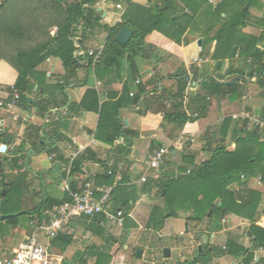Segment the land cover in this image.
<instances>
[{
	"label": "trees",
	"instance_id": "16d2710c",
	"mask_svg": "<svg viewBox=\"0 0 264 264\" xmlns=\"http://www.w3.org/2000/svg\"><path fill=\"white\" fill-rule=\"evenodd\" d=\"M98 1L0 0V61L5 60L18 72L15 84L13 86L0 84V92L9 93L6 102H10L14 95L19 93L17 103L27 109L30 106L37 107L39 114L46 119L45 125L51 126V131H46L45 125L33 123L27 124L26 127L37 129L36 136L32 140L38 147L37 154L43 152L54 154L51 161L54 168L52 172L58 174L60 181L65 176L70 159L57 148L56 144L68 127L73 112L77 113L80 110L98 112L96 136L114 145L124 135L137 134L135 131L124 129V121L121 118L123 108L140 106L145 110L143 119L156 118L161 122L169 119L177 121L182 127L188 121L194 122L206 116L210 105L208 97L212 94L225 92L229 94L231 100L239 99L244 94L242 78L246 74L250 77H258L259 84L264 86V30L259 36L242 31L249 21L251 6L258 4L259 0H222L216 5L210 0H155L148 6L137 4L133 0H114L126 10L121 22L106 27L108 32L106 42L101 48L100 59L95 61L100 49L86 48L85 44L94 31L102 27V12L97 8ZM125 25L134 30V35L126 45H123L117 41L116 36ZM201 25L206 27L205 31H202L206 35L217 28L215 35L208 37L207 41L216 40L213 58L218 61L221 69L224 60H230L237 55L238 58H251V64L248 72L239 70L237 78H233L230 83L220 81V78L216 77L196 82V89L191 94L190 108L193 112H199V117H190L183 109V97L190 73L181 70L175 74L177 85L174 91L167 92L169 90L163 87L159 90L162 77L157 80L152 78L146 82L139 80L140 69L137 58L149 56L150 50L154 49L148 41L153 33H160L163 37L181 45L185 41L183 38L186 32L199 30ZM55 27L57 30L51 35V30ZM52 56L61 60L66 71L64 77L71 79L76 77L78 70L83 67L88 71L92 68L97 77L106 80V84H112L126 73L122 93L119 96L117 93L110 94L109 99L100 101L98 90L89 88L78 104L72 102L65 92L68 86L66 80L49 84L46 81L47 74L37 69ZM230 67L228 71L222 73L223 76L230 75L229 73L232 72ZM113 74H116L115 77L112 76ZM192 77L195 80L194 74ZM58 91L64 92L62 99L57 97ZM151 92L156 93L157 98H162L164 101L170 100L172 110L158 115L146 111V106H142L143 101ZM35 94L43 97L34 98ZM229 133L233 140L232 146L227 144ZM210 138L212 141L209 146L212 152L210 158L202 163H196L193 158L185 157V161L191 164L189 172L187 166H182L178 175L162 172L159 179L150 177L143 183L142 191L149 193L153 188H157L156 193L163 200V204L159 203L152 207L146 227L160 232L169 216L179 217L182 212L188 213L186 216L188 223L197 224L206 219L220 220L229 213H235L250 219L249 235L256 246H263L264 220L259 217L263 194L259 190L248 189L245 184H241L242 175L247 179L261 176L264 182L262 132L257 127H248L246 121H234L230 116L224 119L219 130L212 133ZM1 140L7 143L14 138L9 137L0 127ZM213 142L216 143L215 147H212ZM23 146L22 143L18 145L17 153L13 156H4L0 175L4 174L5 179L15 173L21 174L24 178L29 171L26 164L27 155L18 153V151L23 152ZM87 159H92L88 151L78 155L73 161L74 172H79ZM4 162L9 164L10 171L6 172L3 167ZM116 174L117 165H112L97 176L96 186H112ZM127 180L125 177L113 187L111 202L114 212L118 209L123 210L124 227L130 228L137 227L129 217V213L138 199V191L126 185ZM71 182L72 190H78V180L72 178ZM235 183L241 185L242 192L235 193L231 190V186ZM20 187V183L14 180L3 186L7 190V195L1 200L0 214L4 217H1L0 221L6 219L10 223L20 217L19 211L7 205L11 193L18 191ZM218 199L221 201L220 204L216 203ZM71 200L69 192H65L62 199L45 195L43 203L35 208V212ZM84 218L89 222L88 228L94 229L95 234L105 238L106 242L113 239L105 233V228L102 226V223L106 222L104 215ZM73 241V233L69 231L67 234H60L53 243H57L65 250ZM136 250L137 248L134 251L135 255ZM242 251L247 250L236 241H229L224 252L239 254ZM85 254L90 257L96 256L95 264H107L112 258L107 245H91L84 254H80L78 264H88ZM202 256L206 260L209 259L207 251L199 255ZM252 259L253 253L249 251L246 262L250 263ZM198 260L179 261L173 264H196ZM260 263L264 264V257Z\"/></svg>",
	"mask_w": 264,
	"mask_h": 264
},
{
	"label": "crops",
	"instance_id": "0c3cea01",
	"mask_svg": "<svg viewBox=\"0 0 264 264\" xmlns=\"http://www.w3.org/2000/svg\"><path fill=\"white\" fill-rule=\"evenodd\" d=\"M68 1L71 2L73 0ZM133 1L137 4L148 6L151 1L155 0ZM210 1L216 5L222 0ZM116 5L114 0L98 1L97 8L102 12V27L94 31L90 40L85 44L86 48L100 49L105 45L106 33H108L106 27L114 26L120 22L126 10L125 7L120 9ZM200 27L199 30L195 29L193 32L187 31L183 38L185 41L181 45L163 37L160 33H153L148 41L153 45L154 49L150 50L149 56L137 58L140 69L139 80L146 82L152 78H156L157 80L162 77L161 85L158 87L159 90L163 87L169 90L167 92H171L174 91L177 85L175 74L181 70H187L188 73L194 74L196 82L216 77L220 78V81H226L227 83H230L233 78H237L239 70H245L244 73L250 70L251 58H238V55L230 60H224L223 69H221L218 66V61L213 58L217 42L215 39L207 41L208 37L215 35L217 28L206 35L202 32L205 31L206 27L204 25ZM262 30H264V0H259L258 4L251 6L249 21L242 31L249 35L259 36L263 32ZM228 67L231 68L232 72L229 73L230 75L223 76L222 73L225 70L228 71ZM37 69L47 74L46 81L49 84H57L66 80L68 86L65 88V92L69 99L77 104L82 100L89 88L98 90L100 101L109 99V95L113 93H117L119 96L126 81V73H124L121 75L122 77H118L112 84H106L104 78L97 77L92 68L88 71L86 67L79 69L76 77H72V79L64 77L66 71L62 66V62L54 56L47 58ZM115 75L113 74L112 76L115 77ZM17 78V70L5 60H1L0 84L13 86ZM242 79L244 94L239 99L231 100L229 94L227 95L225 92L218 95L212 94L208 97L210 105L206 116L194 122L188 121L182 127L179 126L177 121L169 119H164L162 122L156 118L145 120L142 118L145 110L140 106L123 108L121 110V118L124 121V129L135 131L137 134L124 135L114 145L108 144L104 139L96 136L99 122L98 112L92 110L73 112V115L69 119V125L64 130L63 136L58 140L56 146L64 155H68L75 148H81L82 152L88 151L92 159L85 160V166L95 175V185L98 175L102 174L112 165H117L116 178L111 187L118 185L122 179L127 177L126 185L137 189L138 199L134 202L129 217L142 229L143 225L147 224L152 207L159 203L160 205L162 204L157 200V188H153L149 193L144 192L142 191L143 183L140 182V177L146 168V161L156 149L160 147H167L169 149L166 159H164L165 164L163 165L162 172L178 175L181 173L180 167L187 166L188 170L191 168V164L185 161V157L193 158L196 163H202L210 158L212 153L209 147L211 144L210 135L219 130L225 118L230 117L232 113L238 112L243 108L263 114L264 86L259 84L258 77H250L246 74ZM58 92L57 97L62 99L64 92ZM155 94L153 92L148 94L142 106H146V111L157 115L169 113L172 110V102L157 98ZM8 97V92H0V100L4 99L6 102ZM33 97L41 99L43 96L35 94ZM10 102H6L4 106H0V127L3 128V131L9 137H13L14 140H8L7 143L5 140L0 141V148L2 144L7 145V149L4 152L0 151V161L3 160L4 156L11 157L14 153H17L16 149L18 145L21 143L24 145L23 152L18 151V153L19 155L22 153L27 155L26 164L29 171L23 181L24 187L27 188V193L22 198L19 214L26 216V222H21L20 217L10 222L12 228L10 233L2 237V239L0 238V256L10 255L14 249L29 238L32 231L33 219L36 214L40 213L35 212V208L39 205L36 200L41 195H43L44 199L46 195L45 190L39 183L43 180V175L40 173H51L54 169L47 152L36 153L38 147L32 140L36 136L37 129L35 127H26L30 123L45 125L46 119L39 114L35 106H30L27 109L18 103L7 105ZM44 127L46 131H51V126L45 125ZM182 135L186 140L178 142ZM262 137L264 138V135ZM72 138L76 140V144L72 143ZM227 144L229 146L233 145L231 133L228 135ZM215 145L216 143L213 142L212 147H215ZM5 164L4 162L3 167L6 172L10 171L8 163L6 167ZM257 177L242 179L241 184H245L248 189L262 192L259 217L264 220V182L262 181L259 184ZM1 179H3L2 175H0ZM8 182L10 183V180ZM59 186L61 191L60 197L56 194H48V196L62 199L65 192L61 186V181ZM240 186L235 183L231 186V190L235 191V193L242 192L243 188ZM1 197L4 196L1 195ZM216 201L217 204L221 203L219 199ZM187 215L188 213L182 212L179 217L169 216L166 219L164 228L160 232L145 228L149 232L138 234L135 233V227L125 230L123 227V229L118 228L114 232V237L108 234L110 231L107 232V226H111L110 223L103 222L102 226L105 228V233L113 237L110 242H106L105 238L95 234L94 229H89V222L84 217L79 216L74 218L70 225V231L74 236L73 243L64 250L60 245L51 241V253L78 264L77 260L81 257L80 254H84L91 245H107L109 253L112 255L107 264H111L116 259L127 257L129 260L127 264H162L161 262H157L156 258L153 259V255L150 254L152 249V232L156 231L162 236L169 237V241L171 242V246L167 247L171 251L169 257L172 256L173 251L177 253L178 257V260L175 262L167 263L165 261L163 264L193 261L194 259H199L196 264H240L241 262L245 264H261L260 260L264 257V245L256 246L255 241L249 235V227L251 225L249 218L229 213L220 220L211 221L206 219L197 224L194 222L188 223L186 220ZM1 217L4 216L0 214ZM3 220L7 221L6 219ZM185 223L186 228L184 226ZM215 226H218V228H215ZM123 230L128 232L126 233V239H123ZM88 234L99 237V240L95 241L94 239L88 245L81 246V248L79 247L80 245L77 246L78 243L81 244L83 242ZM229 241H236L245 247L247 251H242L239 254L224 252ZM121 245L122 249L118 250ZM200 246L201 250L199 249ZM136 248L143 250L142 257L137 256V250L136 255L134 254ZM206 251L209 253L208 260L203 256L199 257L202 252ZM249 251L253 253V259L250 263L246 262ZM85 255L88 264L89 262L95 264L96 256L90 257L87 254ZM132 255L136 257V262L130 263L132 262ZM164 257L168 258L166 255Z\"/></svg>",
	"mask_w": 264,
	"mask_h": 264
},
{
	"label": "built area",
	"instance_id": "2783aa9c",
	"mask_svg": "<svg viewBox=\"0 0 264 264\" xmlns=\"http://www.w3.org/2000/svg\"><path fill=\"white\" fill-rule=\"evenodd\" d=\"M116 6L120 9L124 8L121 4H117ZM121 21L122 18L120 19ZM56 30V27L53 28L51 35H54ZM101 48L95 57V61L100 59ZM190 75L183 97V109L188 116L199 117V112H193L190 108L191 94L196 89V81L193 79L191 73ZM19 97V93H16L7 105L17 104ZM5 104V100L1 99L0 106H4ZM230 116L234 121H246L248 127L259 128L264 135V116L262 114L243 108L238 112L232 113ZM184 140L186 139L182 135L178 142ZM72 143L76 144V140H73ZM168 152L169 149L167 147H160L149 156L146 161L145 171L140 177L141 183H145L150 177L159 179L162 176V168L165 164L164 159H166ZM81 153V148H75L68 155H65L70 159V163L66 169L65 176L61 178V186L64 192L71 194L72 200L60 205L46 207L39 214H36L32 222V231L27 241L14 249L10 255L0 256V264H67L64 257L51 253V241L56 239L60 234H67L70 231L72 220L79 216L92 218L95 215L102 214L105 216L106 222L119 229H123V210L118 209L114 212L112 209L113 187H97L94 183L95 175L88 170L85 163L79 172H74L75 166L73 165V161ZM53 157L54 154L49 155L51 161ZM72 178L78 180V190L76 191H73L71 187ZM242 179H246V177L242 175ZM257 181L259 184L262 182L261 176L257 177ZM240 264L244 263L241 262Z\"/></svg>",
	"mask_w": 264,
	"mask_h": 264
},
{
	"label": "rangeland",
	"instance_id": "374dc122",
	"mask_svg": "<svg viewBox=\"0 0 264 264\" xmlns=\"http://www.w3.org/2000/svg\"><path fill=\"white\" fill-rule=\"evenodd\" d=\"M263 136V133H262ZM5 167L7 166V162H5ZM9 166V164H8ZM10 167V166H9ZM41 175H43V180H41L39 183L41 185V187L45 190L46 195L48 194H56L58 197L61 196V191H60V179L58 177L57 173L51 172V173H41ZM6 181L8 180H14L17 183H20L21 187L19 188L18 191H15L13 193H11L10 199L8 201V206H13L14 210L20 211L21 210V206H22V198L24 197V195L27 193L26 189L24 187L23 181L24 178L21 176V174L19 173H15L13 174V176L9 175L7 176V179H5ZM3 181L0 180V204H1V200H3V198L1 197L2 195V191H3ZM21 190V191H20ZM158 196V195H157ZM43 195H41V197L39 199H37V204L43 203ZM157 200H159V202H161L163 204V200L160 196L157 197ZM20 221L26 222V216L24 215H20ZM111 226H107V232L109 235L114 237V232H116L118 230V227L113 226L112 224H110ZM185 228H186V223L184 224ZM113 228V229H112ZM135 233H146L148 230L145 229L147 228L146 225H143V228L140 229V226L135 227ZM11 225L10 223H8L7 221L1 220L0 221V238L2 239V237L7 236L10 231H11ZM125 229H129V228H125ZM140 229V230H139ZM123 230V239H126L127 231ZM112 231V232H111ZM149 232V231H148ZM125 233V234H124ZM137 235V234H136ZM95 239V241L99 240V237H94L91 234H88V236L85 237V239L83 240V242L81 244H77V246H79L81 248V246H85L88 245L90 242H92ZM151 242H152V249L150 251V254L153 255V259L156 258L157 262H161L162 264L166 261L167 263H172L178 260L177 257V253L175 251L172 252V256L171 257H164L165 253H164V249L167 248L168 246H171V242L169 241V237L167 236H162L160 235L159 232L153 231L152 232V237H151ZM122 249V245L120 246V248L118 250ZM133 253V252H132ZM67 255V254H66ZM132 257V262H136V257L134 255L131 256ZM127 262H129L128 257L127 258H119L114 260L111 264H127ZM89 264H92L91 262H89Z\"/></svg>",
	"mask_w": 264,
	"mask_h": 264
},
{
	"label": "water",
	"instance_id": "95a60500",
	"mask_svg": "<svg viewBox=\"0 0 264 264\" xmlns=\"http://www.w3.org/2000/svg\"><path fill=\"white\" fill-rule=\"evenodd\" d=\"M134 30L128 26V25H125L117 34L116 36V39L117 41H119L121 44L123 45H126L133 37L134 35ZM7 149V145L6 144H2L1 148H0V151L1 152H4L5 150ZM0 169H2V161H0ZM2 178H3V186H7L9 184L8 181L5 180V175L3 174L2 175ZM2 195L5 197L7 195V190L4 189L2 191ZM199 249L201 250V246L199 247ZM164 253L166 256H170L171 254V251L169 248H166L164 250ZM143 255V250L142 249H137V256L138 257H142ZM67 264H75V263H72L71 261L69 260H66L65 261ZM145 264H150V263H145Z\"/></svg>",
	"mask_w": 264,
	"mask_h": 264
}]
</instances>
